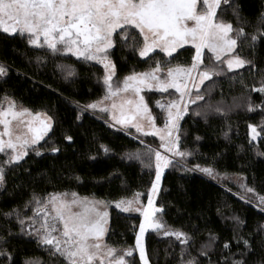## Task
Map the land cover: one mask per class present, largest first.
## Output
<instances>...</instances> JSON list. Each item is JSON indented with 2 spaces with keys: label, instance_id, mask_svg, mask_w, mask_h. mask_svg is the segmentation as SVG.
<instances>
[{
  "label": "trees",
  "instance_id": "trees-1",
  "mask_svg": "<svg viewBox=\"0 0 264 264\" xmlns=\"http://www.w3.org/2000/svg\"><path fill=\"white\" fill-rule=\"evenodd\" d=\"M232 2L239 6L244 21L239 26L246 33L264 32V0ZM223 18L234 28L238 26L231 10ZM236 53L253 64L235 70L221 64L224 71L202 84L199 92L204 100L190 104L180 123V148L192 155L181 164H176L180 157L173 159L156 198L163 211L155 218L167 228L190 234L194 243L187 246L182 257L186 246L176 237L163 235L164 229L148 230L145 247L150 264H182L189 253L199 264H209V257L212 264H224L223 257H230V252L235 254L230 259L241 258V237L249 240L253 249L247 253L246 264L264 261V209L254 199L256 193L264 195V93L253 90L264 80V37L254 46L238 41ZM194 54L193 46H184L173 57L155 51L142 58L137 50L119 42L109 50L116 65V79L149 70L156 61L162 67L169 60L171 65L167 66L190 65ZM209 55L206 49L205 64L209 63ZM37 57L43 59L38 63ZM0 61L9 66L7 76L0 77V105L9 97L24 108L52 117L51 131L38 145L42 154L30 150L18 164L5 168V183L0 187V251L10 255H0V264H65L27 228V220L22 226L16 215H4L15 210L20 219L33 216L35 206L25 207L33 192L47 196L75 191L80 196L111 202L106 242L118 250L135 248L141 216L125 213L112 203L148 193L156 173L154 155L151 160L143 155L140 159L128 156L144 153L146 146L156 145L157 140L140 136L143 141L129 133L134 130L114 126L99 111L81 112L83 105L105 95L101 64L68 53L52 54L46 48L29 45L26 34L2 30ZM197 111L201 115H196ZM251 124L260 133L257 141L250 138ZM69 135L73 137L71 142L66 140ZM105 147L109 151L105 152ZM52 148L59 151L52 152ZM5 160L6 155L0 153V163ZM195 165L211 167L219 175L214 178L190 170ZM241 184L255 192L247 193ZM244 195L251 201L242 199ZM233 217L243 223L238 224ZM210 232L218 239L205 257L198 250ZM224 242L230 244V252L223 248ZM125 258L129 264H142L136 252Z\"/></svg>",
  "mask_w": 264,
  "mask_h": 264
},
{
  "label": "snow or ice",
  "instance_id": "snow-or-ice-1",
  "mask_svg": "<svg viewBox=\"0 0 264 264\" xmlns=\"http://www.w3.org/2000/svg\"><path fill=\"white\" fill-rule=\"evenodd\" d=\"M228 10H231L237 21L238 26L235 28L231 21L223 18ZM261 15L264 16V13ZM243 22L239 6L232 0H0V30L4 33H19L21 36L26 34L27 43L31 46L46 48L52 54L71 53L103 65L106 70L104 84L107 86L108 95L102 100L83 105L81 112L97 108L107 111L104 100L120 92L131 91L133 96H137L143 88L158 87L164 92L172 88L180 93L177 100L166 105L157 102L160 108L167 109L163 128L156 126L155 118L150 115L143 96H139L138 101L127 100L129 105L135 104L136 115L149 113L148 128L160 137L161 147L166 153H171V156L166 155L149 145L144 153L136 152L128 156L129 159H140L143 155L151 160L154 155L156 169L146 206L139 200L140 193L136 194L134 200L114 202L115 207L124 212L136 211L143 214L144 219L139 225L135 248L118 250L106 242L109 222L107 208L111 202L82 197L75 191L49 193L47 196L33 192L25 204V207L35 206L33 216L20 219V213L15 210L4 215H16L22 226L27 220V228L34 229L40 242L49 246L53 256L62 257L65 264H129L125 257H131L135 249L139 250L143 264H149L144 243L148 229H164L163 235L176 237L186 246L181 252L183 257L187 246L194 243L193 237L184 231L167 228L161 220L155 218L154 214L162 212L163 207H155L154 200L160 189L164 169L173 163L175 157H180L176 164H181L186 157L192 155V152L180 148L179 121L187 113L190 104L204 100V96L199 92L200 85L224 71L220 67L221 64L226 63L228 70L253 64V61L236 53L238 41H248L250 46H254L257 39L264 37V32L258 30L257 34L246 33L244 27L239 26ZM117 42L123 47L137 50L142 58L149 57L157 49L168 57H173L177 49L188 44L194 47L195 54L190 65L167 66L171 65L169 60L166 66L162 67L161 62L156 61L155 67L144 72H133L125 77L122 87L117 86L113 90L112 77L115 75L116 65L109 57V50L113 49ZM205 49L210 53L208 64H205L204 60ZM224 57L227 58L223 59ZM36 59L39 63L43 58ZM8 69L9 66L0 61V77H6ZM193 73L196 74L198 82L193 79ZM189 83L197 89L195 96L192 95ZM253 90L264 93V80ZM5 99L7 108L0 105V124L4 126L3 131H0V153L6 155V160L0 163V187L5 183L6 166L18 164L30 150L36 155L42 154L38 147L39 142L52 127V117L45 114V119L40 120V126L31 128V137L18 135L14 131L13 121L31 113L27 108L15 110V101L9 97ZM111 107L115 109L116 104L113 103ZM251 107L249 104L250 109ZM195 114L201 115L199 111ZM39 117L40 114L37 113L36 119ZM79 118L78 116L77 119ZM135 118L134 115L117 122L128 124ZM113 119H117L115 115ZM134 127L137 132L149 134L139 122L135 123ZM250 127L252 138L255 140L259 133L255 125ZM66 140L71 142L73 137L66 136ZM51 151L58 152L59 149L52 148ZM104 151L109 149L105 147ZM190 170H199L214 178L219 175L213 168L200 165H195ZM241 187L247 193L255 192L245 184H241ZM244 198L246 197H242ZM254 199L258 200V206L264 209V195L256 193ZM233 219L238 224L243 223L239 217ZM36 224H39V227H35ZM217 239L218 237L210 232L207 241L201 244L198 251L207 257L208 250L213 248ZM240 239L244 245L243 251L239 253L240 259H230L235 254L230 252V244L224 242L223 248L230 252V257H223L224 264H246L247 253L253 249L249 240L242 237ZM239 242L238 240L237 243ZM0 255L7 257L10 254L0 251ZM188 255L189 259L182 260V264H199L195 257H191L190 253ZM209 264H212L210 257ZM255 264H264V261H257Z\"/></svg>",
  "mask_w": 264,
  "mask_h": 264
},
{
  "label": "rangeland",
  "instance_id": "rangeland-1",
  "mask_svg": "<svg viewBox=\"0 0 264 264\" xmlns=\"http://www.w3.org/2000/svg\"><path fill=\"white\" fill-rule=\"evenodd\" d=\"M184 46H192V45L188 44V45H184ZM156 51H160V50L157 49ZM68 54H71V53H68ZM81 59H83V58H81ZM92 62L99 63L98 61H92ZM99 64H101V63H99ZM233 70H235V69H233ZM139 72H144V71H139ZM139 72H136V73H139ZM105 75H106V70H105V73H104V76H103V82H104ZM129 75H131V74H129ZM125 77H123L121 79H116V72H115V75L112 77L113 90H115V88L117 86H119V87H122L123 86V81H124ZM193 79H196L197 82H198V78L196 77V74L195 73H193ZM201 86L202 85H200V87ZM200 87H199V89H200ZM189 88L191 89L192 95H193V92L197 90L196 88H193L192 87L191 83H189ZM105 90H106L105 95L101 99H99V100H102L106 95H108V89H107V86L106 85H105ZM139 96H143L144 97V102L147 104V106H148V108L150 110V115L155 118V124H156V126L158 128H163L164 127V124H165V121H166V118H167V109L166 108H164V109L160 108L159 107V104H165L166 105V104H168V103H170V102H172L174 100H177L180 97V93L177 92L175 89H172V88L168 89L167 92H164V91L160 90L158 87H153L151 89H149V88H143L141 90V92L139 93V95H137V96H133L131 91H129V92H120L116 96H113L110 99L104 100V105H107V107H108V110L107 111H102L100 108L92 109V110L93 111H99L101 113H104V115L106 116V119L108 121H110L116 127H119V128H122V129H128V130L132 129V130H134V134H137V135H139L141 137L142 136L154 137L157 140V144L156 145H152V147L154 149H157V150L161 151L162 153H164L166 155L171 156V153H166L165 149L163 147H161L162 141L160 140V137L158 135H155L151 131V129L148 128V119H147V117H148L149 113H142L141 115H136L135 104L129 105L127 103V100H129V99H133L134 101H138L139 100ZM157 102H159V104ZM113 103L116 104V108L115 109H113L111 107V105ZM121 105H123V108H121ZM2 106L4 108H7V101L6 100L4 101V103L2 104ZM23 108H24L23 106H21L20 104H18L17 102H15V110L19 111V110H21ZM29 111H30L31 115L25 114L24 117L19 118L18 120L13 121L14 131L18 135H22V136H26V137H31L33 135V132L31 131V128H37V127H39L40 126V120L45 119V114L46 113H44V112H33L31 110H29ZM37 113L40 114L39 119H36V114ZM113 115H115L117 119H113ZM134 115L136 116V118L134 120H132L131 123L121 124V123H118L117 122L119 119L131 118ZM181 120L179 121V125L181 123ZM137 122L141 123L145 127V130L149 134L145 135L142 132H137L136 131V128L134 127V124L137 123ZM29 125L31 127H29ZM251 125H253V124H251ZM3 128H4V126L2 124H0V131H3ZM50 131H51V129L47 132V134ZM257 132H258V130H257ZM47 134L45 136H47ZM252 137H253V134H252L251 127H250V138H251V140L257 141L259 139V137H260V133L256 137L255 140ZM175 158H178V157H175ZM165 170H166V168L164 169V171L162 173V176H161V184H162V179H163ZM155 171H156V169H155ZM160 188H161V185H160ZM158 193H159V191H158ZM140 194L141 195L139 196V200H140V202H141V204L143 206H146L147 203H148L149 191H148V193L146 195L143 194V193H140ZM244 197H246L245 199H247L248 201H251L249 198H247V196L244 195ZM88 198L89 199H95V198H92V197H88ZM135 198H136V196H134L133 198H130V199H122V200H134ZM156 198H157V196H156ZM156 198L154 200V206L159 208V206L156 204ZM96 200H98V199H96ZM118 201H120V200H118ZM115 202H117V201H115ZM112 205L115 206V203L113 202ZM110 206H111V204L109 203L108 208H107V211L109 213V219H110ZM119 210L123 211L122 209H119ZM125 213L140 215L141 216V223L143 222V219L144 218H143L142 212L129 211V212H125ZM154 217H156V213L154 214ZM108 226H109V222H108ZM35 227H39V224H36ZM148 230H153V229H148ZM148 230H146V232ZM32 231L35 233L34 229H32ZM138 232H139V229H138ZM138 232H137V234H138ZM146 232H145V236H144V243H145V238H146ZM134 252H136L139 255V250L138 249H135L133 251V253ZM146 255H147V253H146ZM142 264H143V261H142ZM149 264H150V262H149Z\"/></svg>",
  "mask_w": 264,
  "mask_h": 264
},
{
  "label": "built area",
  "instance_id": "built-area-1",
  "mask_svg": "<svg viewBox=\"0 0 264 264\" xmlns=\"http://www.w3.org/2000/svg\"><path fill=\"white\" fill-rule=\"evenodd\" d=\"M130 134H132L133 136H135V137L141 139L140 137H138L137 135H135V134H133V133H130ZM141 140H143V139H141Z\"/></svg>",
  "mask_w": 264,
  "mask_h": 264
}]
</instances>
